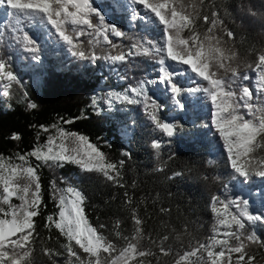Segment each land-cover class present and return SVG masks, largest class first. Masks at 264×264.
<instances>
[{"label":"trees","instance_id":"trees-1","mask_svg":"<svg viewBox=\"0 0 264 264\" xmlns=\"http://www.w3.org/2000/svg\"><path fill=\"white\" fill-rule=\"evenodd\" d=\"M99 2L103 8V5L109 6L105 13L107 19L124 33L116 38L110 36L113 52L124 53L135 32L127 30L122 12L112 3L108 0ZM213 11L223 21L216 29L217 34L222 37L225 47L237 53L232 66L249 77L248 80L238 79L232 87H251L258 54L264 53V0H204L201 17L210 16ZM197 25L201 33L208 27L202 18ZM225 30L232 31L234 37L229 39ZM183 35L187 37L188 31ZM82 45L85 52L91 51L89 44L83 42ZM35 47L46 61L38 74L39 85H35L38 80L36 83L25 80L20 85L24 94L20 89L15 92L8 108L0 101V155L29 151L45 139L42 127L68 119L71 122L62 125L65 130L88 137L110 162L118 166L123 162L119 168V182L124 186L120 187L100 174L85 173L72 163L56 167L36 160L43 203L39 215L34 218L33 264H70L64 249L66 237L54 226L46 227L47 217H55L58 212L57 202L52 198L53 182L57 189H64L67 184L81 189L86 196L84 209L89 223L118 247L123 246L124 241L116 236L115 225L119 221L121 235L130 237L134 227L132 210L135 209L143 220L145 238L140 241V247L154 253L145 258L151 264H174L179 254L191 250L197 242L208 240L216 223L210 206L213 197L226 202L246 199L251 213L264 211L261 207L264 178L253 176L243 182L236 176L217 136L209 133L204 121H200L202 114L196 116V112L185 110L183 116L174 120V135L161 134L146 119L140 105L111 112L105 110V106H97L95 94L98 91L120 84L125 86L128 76L118 81L104 67L98 72L97 66L70 61L60 64L55 57L61 55V49L54 51L39 44ZM2 59L10 71L20 77L23 75L16 59L25 61V58L4 53ZM149 94L156 95L157 98L152 100L167 108L168 101L161 100L165 95L159 88ZM179 98L182 100V95ZM163 108L157 109L159 118L166 114ZM14 134L19 139H14ZM153 142H159L161 147L154 148ZM258 155L264 156V152H258ZM128 199L130 204L126 203ZM231 210L238 212L234 207ZM243 232L245 236L255 234L264 240V223L245 221ZM163 236L169 239L164 241ZM160 246L170 248V254L162 255ZM44 249H51L54 255H45ZM247 251L255 256L254 264H264V246L249 243Z\"/></svg>","mask_w":264,"mask_h":264},{"label":"snow or ice","instance_id":"snow-or-ice-1","mask_svg":"<svg viewBox=\"0 0 264 264\" xmlns=\"http://www.w3.org/2000/svg\"><path fill=\"white\" fill-rule=\"evenodd\" d=\"M130 2L142 5L146 11L154 14L152 18L142 17L146 22L163 26L159 42L147 40L145 43L148 47L133 46L141 55L159 57V75L156 81L137 84L123 95L117 94L116 98L128 104H144L146 110L149 104L153 109L162 110L163 105H156L146 90L148 83H159L165 85L173 94L175 103L184 108L185 105L178 99L182 88L177 78L190 69L197 77L206 81L208 86L186 91L192 94L205 92L210 97L214 109L212 124L223 140L232 171L245 181L253 176L264 178V156L258 155V152H264V104L253 102L254 92L257 94V101L261 94H264V53L258 54L255 64L258 87L254 90L248 86L240 87L237 97L232 84L238 79L248 80L249 77L242 75L238 68L231 64L237 53L225 47L222 37L216 32L217 27L223 24L217 12L213 11L210 16L205 14L201 17L200 8L204 0ZM0 7L5 9L6 18L10 16L15 25L19 26L18 31L32 23L51 26L59 38L70 46L72 54L83 59L95 60L98 57L95 53L90 56L86 54L82 42H79L80 37L93 36L94 39L89 40V44L98 43L100 37L105 43L111 44L109 33L114 36L124 35L117 26L105 22L104 15L90 0H0ZM252 14L255 15L254 12ZM94 17L98 18L99 23L94 22ZM201 18L204 24L208 25L203 33L198 31L197 25ZM85 29L91 31L86 32ZM186 30L189 33L187 37L183 35ZM225 34L229 39L234 37L230 30H225ZM23 40L26 45H33L28 48L29 51H37L35 40L28 34L25 33ZM130 54L120 53L107 58L112 61H125ZM168 61L180 66L187 65L189 69L173 67ZM0 78L7 81L17 79L12 72L6 71V62L2 59ZM9 88L10 85H5L4 95L10 94ZM241 108L247 111L241 113ZM149 115L158 129L169 137L174 135L175 126L172 123L162 122L155 110L149 112ZM13 138L19 139V136L14 134ZM152 146L156 149L161 147L159 142H153ZM29 157H34L44 164L51 162L49 166L56 167L73 163L85 173H97L120 187L124 186L119 182V168L123 166V162L119 166L110 162L88 137L62 128L57 130L55 137H49L46 145L18 156L19 163L0 157V264H33L34 218L39 215L43 200L37 172L39 165L33 167L29 163ZM52 189V198L57 202L58 212L55 217H47L46 227L54 226L66 237L67 244L64 249L70 264H151L145 258L154 253L150 249L140 247V241L145 238L143 220L135 209L132 210L134 227L130 237L121 235L118 230L119 221L115 225L116 236L124 241V245L118 247L89 223L84 209L86 196L81 189L74 186L57 189L54 182ZM261 195L264 197V192ZM13 199L19 203L13 204ZM126 203L130 204L131 200L128 199ZM210 206L216 218L212 235L206 242H197L191 250L179 254L174 264H254L256 258L249 255L248 244L260 243L264 246V240L258 239L255 234L245 236L243 230L245 221L264 223V211L259 214L251 213L249 201L246 199L226 202L219 197H213ZM233 207L238 209V212H233ZM261 207L264 209V200ZM168 239V236L162 237L164 241ZM43 251L45 255H54L51 249ZM159 251L167 256L171 249L160 246ZM81 252L85 255L82 256Z\"/></svg>","mask_w":264,"mask_h":264},{"label":"rangeland","instance_id":"rangeland-1","mask_svg":"<svg viewBox=\"0 0 264 264\" xmlns=\"http://www.w3.org/2000/svg\"><path fill=\"white\" fill-rule=\"evenodd\" d=\"M99 1L101 0H90L93 6L96 7L101 12V14L104 15L105 22L110 25H115L114 23L110 22L107 19V16L105 14L107 11H109V6L103 5L105 7L103 8ZM108 1L112 3V5H114L115 8L118 9V11L122 12V15L124 16L126 21L125 26L127 27V30L130 32H135L133 36H131V40H130L131 44L124 52V54L131 53L130 55H127V59L125 61H112L111 59H108L107 57L112 55H119L120 53H114L113 44L105 43L102 37L98 38L99 40L98 43L93 42L92 44H89L88 41L94 39L93 36L90 35H84L80 37L79 42H82V44L83 42L89 44L91 51L86 53H89V56L92 53H95L98 59L95 60L83 59L80 58L79 56H75L72 54V50L70 46L64 43L59 38V36L55 33V30L52 29L51 26L32 23V24H28L26 27H23V30L18 31L17 27L19 26L15 25V21L10 16L6 18L5 9L3 7H0V59L3 58L4 53H8V54L13 53L15 55H21L23 58H25V61H23L22 59H16V62H18L21 66V70L24 71L21 77L17 73L10 71L9 66L6 64V71L12 72L17 77V79L15 81H7L6 79L0 78V101L3 103L5 108L9 107L10 101L15 97L14 94L19 89L20 92L24 94L20 86L22 82L26 80L27 82L33 81L34 83H36V80H38V82L35 85L36 86L39 85L40 76H38V74L39 71H41V69L43 68L44 64L46 63L44 57L41 54H38V51L32 52L28 50V48L32 47L33 45L25 44L23 40V36L25 35V33L28 34L30 38L35 40L36 42L35 45L36 44H39V46L47 45L48 47L52 48L54 51H59L61 49L60 50L61 55L55 57V59L60 64L63 63L68 64L70 62H76L79 65L84 64V66L85 65L86 66L91 65L92 67L97 66L98 72L101 69V67H104L107 70V72L110 74V76H112L114 79H117L118 81H121L123 77L128 76V80L125 86L123 84H120L117 86L115 85L113 87L112 86L105 87L104 89L98 91L97 94H95V99H96V104L99 108L101 106H105L104 107L105 110L110 112L113 110L116 111L123 110L124 107L133 105L123 102L120 99H117L116 98L117 94L123 95L130 87H134L142 82L156 81L159 75V67H160L158 64V60H159L158 56L141 55L138 49L134 48L133 46L143 45L144 47H148V45L145 43L147 40H152L153 42H159L162 36L163 26L159 25L158 23H148L144 19H142V17L144 16H148L149 18H152L154 16V14H152L150 11H146L142 5L132 4L130 0H108ZM94 22L99 23L98 18L94 17ZM136 22H138L137 26L135 24ZM85 31L90 32L91 30L85 29ZM110 36H113L114 38L118 37L109 33V39ZM82 47L84 46L82 45ZM96 60H98L97 64H94ZM167 63L171 64L173 67L189 69V66L187 65H182V66L176 65L175 62L172 61H168ZM257 76L258 73L255 71V73L252 75V81H251L252 86L249 87L252 90L258 87ZM177 80L179 86L182 88V93H181L182 100L179 97L178 99H180L181 102L183 101L182 103L185 105L184 108H181L179 105L175 103L173 94L167 89L165 85L159 83H148L146 85L147 93L151 99L154 98L155 100L157 96L156 95H154V97L150 96L149 92L155 91L156 89L159 88L160 91L163 92V94L165 95L161 100L168 101L167 108L166 109L163 108V112H165L166 114L161 115L160 119L161 120L166 119L168 123H172L175 126L176 125V123L174 122L175 118L179 115L183 116L182 112H184L185 110L187 112H190V110L196 112L197 113L196 116L202 114V118L200 119V121L202 120L204 121L203 123L206 125L205 127H208L209 133H212L215 136H217L222 148L226 151L222 138L219 136V134L215 130V127L212 124V112L214 109L210 97L205 92H198L192 94L186 91L192 88L207 87L208 86L207 82L197 77L194 73L190 71V69L186 73L180 75L177 78ZM5 85H10L9 95L3 94V89ZM239 89L240 88L238 89L233 88V90H235L237 93V97L240 94ZM256 95L257 94L254 92L253 102L263 104L264 94H261L260 99L258 101L256 100ZM137 105L141 106L143 114L145 115L146 119L150 122V124H152L153 128L161 134H166L160 129H158L150 119L149 112L155 110L157 113V109L159 108L153 109L152 105L149 104V107L146 110L144 104H137ZM156 105L159 106L157 102ZM246 111L247 110L244 108L240 109L241 113H244ZM67 121L68 119L60 120L56 124L53 123L49 126L42 127L41 130L45 133V139L35 144L34 147L31 148L29 151L23 153H15L10 156L0 155V157L5 158L6 160L10 158L13 163H19V161L17 160L18 156L26 155L31 151H33L34 148L46 145L49 140V137H55L57 135L58 129L62 128L65 130V128L62 125L65 124ZM45 129H47V131H45ZM68 132H74V131H68ZM201 134H204V131H201ZM28 159H29V163L33 167H35L36 159L34 157H29ZM240 179L241 181H243V178ZM68 186H73V185L67 184L64 188H67ZM12 203L18 204L19 201L13 199ZM218 250L219 249H217V251Z\"/></svg>","mask_w":264,"mask_h":264},{"label":"bare ground","instance_id":"bare-ground-1","mask_svg":"<svg viewBox=\"0 0 264 264\" xmlns=\"http://www.w3.org/2000/svg\"><path fill=\"white\" fill-rule=\"evenodd\" d=\"M245 192H246V194H245V195H246V196H248V195H249V191H247V190H246Z\"/></svg>","mask_w":264,"mask_h":264},{"label":"water","instance_id":"water-1","mask_svg":"<svg viewBox=\"0 0 264 264\" xmlns=\"http://www.w3.org/2000/svg\"><path fill=\"white\" fill-rule=\"evenodd\" d=\"M162 122H167V120L166 119H163Z\"/></svg>","mask_w":264,"mask_h":264}]
</instances>
